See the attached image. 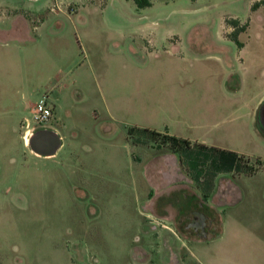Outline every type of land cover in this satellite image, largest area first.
Instances as JSON below:
<instances>
[{"label": "rangeland", "instance_id": "obj_1", "mask_svg": "<svg viewBox=\"0 0 264 264\" xmlns=\"http://www.w3.org/2000/svg\"><path fill=\"white\" fill-rule=\"evenodd\" d=\"M149 1L0 0V264H264V163L242 179L243 194L222 222L195 188L178 190L189 183L179 174L169 177L175 200L148 206L152 178L136 166L135 136L155 151L169 144L161 134L129 132L151 125L201 136L205 109L221 105L222 124L207 133L249 155L243 166L264 162L255 123L264 5ZM234 18L241 44L228 31L237 29ZM229 62L234 75L224 82ZM42 98L53 115L37 123L31 110ZM105 103L108 131L92 123ZM224 116L236 120L227 125ZM50 123L63 136L54 157L22 137L29 129L33 144L43 143Z\"/></svg>", "mask_w": 264, "mask_h": 264}, {"label": "crops", "instance_id": "obj_2", "mask_svg": "<svg viewBox=\"0 0 264 264\" xmlns=\"http://www.w3.org/2000/svg\"><path fill=\"white\" fill-rule=\"evenodd\" d=\"M62 9L66 11V13H69V9L67 10L66 7H62ZM223 64L225 68L224 71L222 72L223 74L225 73L223 81L226 82L225 79L227 80L229 77L231 78V76L234 75L233 66L231 62L223 63ZM240 65H241V68L244 70L243 59H241ZM243 70H242V73H244ZM102 97L105 99L103 92H102ZM262 97H264V94ZM263 100L264 98H260L258 100L257 105L255 106L256 125H257L256 110ZM32 104L33 102L30 103L29 106L31 107ZM53 105H54L53 121H55L58 118L59 107H56L55 104ZM220 107L221 105L217 107L214 106V107L205 109L207 112L205 116H207L209 120L206 123H204L203 126L207 128L206 131L208 133H210L213 130H216L222 124L221 119L219 118ZM103 108H104L103 115H99L98 111L96 109H93L92 123L97 128L108 131L112 127L113 115L111 114L110 107L106 103L104 104ZM103 117H106L107 119H102ZM223 119H224L223 123H226L227 125L233 124V122L236 120V118L232 119L226 116H224ZM219 122L221 124H219ZM58 127L59 126H54L53 123H50L48 129H43V130H48L50 133L54 135V139H52V144L47 148L43 147V149L45 148L46 151L40 152L36 150L30 143H28L31 147L30 149H32L33 151L37 153H41L44 156L54 157L58 153L60 147L63 145V141H62L63 136L59 133ZM137 127H147V126L137 125ZM150 127H153V126L150 125L147 128L152 129ZM154 130H157V129L155 128ZM157 131L167 132L170 134L174 133L177 136L188 139L190 141L189 149L199 148L201 150L206 151V148L204 146H207V147L215 146L220 149H228V150L236 151L237 153L243 154L247 158H249V155L247 156L246 154L242 153V151L226 146L225 144H223V142H218L221 140H214L213 138L216 137V135H209L207 132L206 134H203L201 136L188 137L179 131H176V132L172 131L173 133L169 132L170 130H166V131L157 130ZM259 131L263 133L260 130V128H259ZM135 139H136L135 141H137L135 142V145L136 146L140 145V153L135 155V158H137L136 166L138 167V169L141 170V172L145 173L147 177H149L150 179L152 178V182L148 183L149 193H151V195L150 196L146 195L148 198L144 201L145 205L163 206L166 202H169L170 200H175L172 194H174L176 189H174V187H171L172 179L169 177H175L176 174H179L180 176H185L186 180L189 183H185V187H180L178 190L182 192H185V191L189 192V191H192L193 188H195L194 192L195 193L198 192L202 196L205 192L207 195L205 198L203 196L204 201L210 204L211 206H213L214 209L220 211L221 222L223 220L224 211H226L227 208L232 207L236 203H238V201L240 200L243 194L244 190L241 191L242 189H240L239 187L240 182L251 177L252 174H254L255 171H257L256 169L259 168V166L261 167V165H263L264 163L263 160L259 157L261 159V163L260 165L256 166L257 168L251 173H248L245 171H238L235 169L217 170L214 166L212 165L210 166L208 164V160L203 162V157L200 154L201 152L197 151L198 156H196L195 159H193L192 161L188 155H186L188 158H185L184 156L182 158V156L178 152L170 150V149H166V150L164 149L162 151H155V150L150 149L146 144L145 145L142 144L141 141L143 138L139 140L140 138L135 136ZM198 144L204 145V146L198 147L197 146ZM197 163L199 164L206 163L204 164L205 166L201 168L203 169L205 168L204 171H206L207 174L208 172L210 173V175L213 174V177L210 176L212 178H209V177H205L202 175V176H199V180L196 181L194 179V176L199 173V169H200ZM193 180H195L196 183L198 184L197 187L192 185ZM209 201H211L212 203L214 202L213 203L214 205H212Z\"/></svg>", "mask_w": 264, "mask_h": 264}, {"label": "trees", "instance_id": "obj_3", "mask_svg": "<svg viewBox=\"0 0 264 264\" xmlns=\"http://www.w3.org/2000/svg\"><path fill=\"white\" fill-rule=\"evenodd\" d=\"M137 1H139V0H137ZM147 4H150L149 0H147ZM258 4H263L264 5V0L256 1L251 7L255 8L256 6H258ZM230 23H232V25L235 26V28H237V29H235V31L232 32V34H231L232 37L231 38L234 39L235 41H237L239 44H241L240 41L237 38V32L239 30V28H238V20L236 18H234V19H232V21ZM240 27L243 28V25H240ZM256 122H257V125L260 128V130L264 133V100L260 103V105L257 108V111H256ZM134 131L141 132V133H147V134L152 135V136L157 135V134H161L162 138H163V141L167 142L169 144L168 147L171 150L176 151V152H179V151H182L184 149H189L190 148V141L188 139L180 137V136H177L175 134H170V133H167V132H160V131H157V130H154V129H149L147 127L132 126V127L129 128V132L130 133H133ZM32 146L36 150H38L40 152H43L41 150L40 146L33 144V142H32ZM197 146L200 147V146H204V145L198 144ZM204 147L206 148V151L201 150L199 148H196V149L194 148V149H190V150H196L198 152H201L200 154L203 157V162L208 160V164L210 166L211 165L214 166L217 170H231V169H235V170H238V171H245V172L251 173L257 168L256 166H258V164L261 163V159L259 157H256V159H255V162L257 163L256 166L255 165L251 166V167H249L248 165H244L243 166L241 163L244 162L243 161L244 158L246 159L245 162H247L249 160V158H247L243 154H239V153H237L236 151H233V150L220 149V148L215 147V146H209V147L204 146ZM44 151H46V150H44ZM181 156L183 158L182 154H181ZM200 164L197 163V165H199L200 169H199V173L194 176V179L196 181H198L199 180V176H202V175L205 176V177L212 178L213 174L210 175L209 172L207 174V172L204 171L205 168L204 169L201 168V167H204L205 166L204 164H206V163H202L201 164L202 166ZM210 176H212V177H210ZM206 195L207 194L204 192V194H203L204 198L206 197Z\"/></svg>", "mask_w": 264, "mask_h": 264}, {"label": "built area", "instance_id": "obj_4", "mask_svg": "<svg viewBox=\"0 0 264 264\" xmlns=\"http://www.w3.org/2000/svg\"><path fill=\"white\" fill-rule=\"evenodd\" d=\"M32 111V116L34 120L37 123H44L45 121H48L52 115H53V108L51 104L46 102L44 98L40 99L37 104L33 107ZM30 121L29 119H25V125H29ZM29 129H26L25 132L22 134V137L24 139V142H28L30 138V133H28Z\"/></svg>", "mask_w": 264, "mask_h": 264}, {"label": "flooded vegetation", "instance_id": "obj_5", "mask_svg": "<svg viewBox=\"0 0 264 264\" xmlns=\"http://www.w3.org/2000/svg\"><path fill=\"white\" fill-rule=\"evenodd\" d=\"M40 132H41L40 134H42V136L44 137V141H43V143L40 142L39 144L36 143L35 145H39L42 148L43 147H45V148L49 147L52 144V139H54V135L52 133H50L48 130H41ZM32 142H33L32 138L30 137L29 143L31 145H32Z\"/></svg>", "mask_w": 264, "mask_h": 264}, {"label": "clouds", "instance_id": "obj_6", "mask_svg": "<svg viewBox=\"0 0 264 264\" xmlns=\"http://www.w3.org/2000/svg\"><path fill=\"white\" fill-rule=\"evenodd\" d=\"M228 31H229V33H230L231 31H234V29L231 28V26H229V27H228Z\"/></svg>", "mask_w": 264, "mask_h": 264}, {"label": "bare ground", "instance_id": "obj_7", "mask_svg": "<svg viewBox=\"0 0 264 264\" xmlns=\"http://www.w3.org/2000/svg\"><path fill=\"white\" fill-rule=\"evenodd\" d=\"M26 143V142H25ZM29 141L26 143V145H28Z\"/></svg>", "mask_w": 264, "mask_h": 264}]
</instances>
